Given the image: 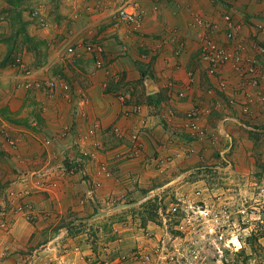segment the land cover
<instances>
[{
	"label": "crops",
	"instance_id": "crops-1",
	"mask_svg": "<svg viewBox=\"0 0 264 264\" xmlns=\"http://www.w3.org/2000/svg\"><path fill=\"white\" fill-rule=\"evenodd\" d=\"M62 1L65 7L70 2L83 15L71 21L72 14H68L55 26L41 28L29 15L40 0H20L17 6L11 5L12 0H0V209L7 207L5 214L0 213V264H97L100 260L116 264L117 255L111 258L114 252L147 249L140 225L143 215L128 214L129 220L123 221L118 207L141 203L154 188L167 187L166 192L176 195L197 187L219 192L233 185H248L263 170L264 114L244 115L239 104L228 106L224 95L208 91L217 82L206 75L199 62L200 35L190 25V9L219 23L218 38L224 40L222 14L233 6L244 23L241 33L246 43L264 44V32L256 29L264 22V2L116 0V6L136 3V8L144 11L142 25L136 29L119 21L108 8L113 0L103 2L107 8L92 16L84 12L88 3ZM46 2L49 7L51 0ZM15 8L22 13L23 34L49 44L60 32L74 34L66 45H74L76 52L70 63L61 65L64 70H59L71 85L70 93L60 89L50 97L44 90L39 93L40 88L26 90L22 70L8 64L13 52L32 58L34 50L22 40ZM89 36L98 38L96 42L105 49L103 67L89 65L92 56L83 48ZM178 48L182 52L176 56ZM144 54L148 56L144 58ZM36 71L40 80L42 70ZM189 71L195 72L191 84ZM223 74L231 83L226 95H231L238 77L230 67ZM189 84L186 97L180 98L178 90ZM260 89L264 91V81ZM120 93L128 94V104L140 105L141 112L134 114L131 105L124 106ZM194 105L202 110L201 122L217 137L215 142L193 138L184 126V115ZM95 125V135L86 137ZM114 126L123 129L124 139L113 133ZM135 127H141L142 134L139 156L115 159L110 150L127 151ZM82 146L100 149L97 158L86 165V173L95 175L102 161L112 173L100 178L103 185L94 201H83V193L77 194L81 172L69 176L60 168L68 164L67 156H79ZM223 152L233 161L232 170L219 161ZM61 158L67 162L62 164ZM69 162L73 164V160ZM50 167L52 174H44ZM121 189L124 199L116 203V190ZM91 203L110 208L91 211ZM21 204L33 210L32 219L26 211L18 210ZM77 204L81 205L76 208ZM147 225L157 242L162 228L153 221Z\"/></svg>",
	"mask_w": 264,
	"mask_h": 264
},
{
	"label": "built area",
	"instance_id": "built-area-1",
	"mask_svg": "<svg viewBox=\"0 0 264 264\" xmlns=\"http://www.w3.org/2000/svg\"><path fill=\"white\" fill-rule=\"evenodd\" d=\"M176 4H181L186 0H173ZM215 1V0H212ZM219 1V0H217ZM243 1V0H238ZM264 2V0H255ZM154 9H159V5H154ZM144 11L136 8V3H128L116 10V17L119 21L132 24L136 29L142 25V16ZM190 25L196 28L200 35V45L198 50L199 62L205 66V73L209 78H216V86L209 88L208 91H216L224 95L225 104L228 106H241V112L247 116H254L257 113L264 114V91L260 89L261 82L264 81V44L254 42L249 45L246 43L241 31L244 23L237 18L235 7L231 6L225 9L222 19L225 23L224 40L218 38L221 32L219 23L209 20L200 10L190 9ZM258 31L264 32V22L256 27ZM85 51L95 58L97 67L104 66V47L97 42H90L85 45ZM252 50V52H250ZM70 54H73L74 47L68 48ZM181 48L175 50V55L181 54ZM144 54V58L147 57ZM15 64L21 67L23 71L24 63L20 55L15 58ZM230 67L237 75L238 82L232 87V94L226 95L231 83L228 76L223 72L225 68ZM24 76H29L30 72L24 70ZM189 83L195 79V72H188ZM185 86L178 90L180 98L186 97L187 90L190 87ZM174 85L173 83L170 84ZM46 93L53 97L58 90L71 92V85L68 82L59 79H51L43 86ZM119 100L124 106L131 105V111L134 114L141 112L140 105L128 104L129 95L120 93ZM127 113V112H126ZM128 114V113H127ZM202 110L194 105L184 115V126L191 136L197 140L207 138L216 141L217 137L210 134L207 126L201 122ZM114 134L119 139H124L125 134L119 126L113 127ZM66 134L69 127L65 128ZM96 133V125L89 129L86 137H91ZM141 127H135L130 133L129 149L123 152L121 149L114 150L115 159L134 158L139 156L142 150ZM15 145V140H9ZM49 143V141H48ZM96 153L84 152L85 156L95 158ZM219 161L227 170H232L233 161L225 156L223 152ZM81 160L69 166L61 165L60 168L66 174H75L83 169ZM51 167L44 174H52ZM100 173L109 176L111 171L106 163L99 165ZM92 186H99V182L91 183ZM167 188V187H166ZM166 188H154L148 191L143 200L156 201L158 204L159 225L162 228V234L158 241H153L154 233L146 229L144 237L147 240V249H134L127 256L120 258L117 264H183L182 258L188 256L191 259L190 264H203L202 243L209 244L215 253L214 264H224L226 253L238 252L247 247L248 239L252 236L260 235L264 229V165L261 173L248 184H238L231 187L211 191L197 187L191 192L176 194L174 200L168 207L164 203V193ZM91 189V188H90ZM210 191V192H209ZM89 193H93L92 190ZM7 207L2 208V214H5ZM19 211H26L28 219L33 218V210L22 204L18 207ZM176 230L173 234L171 230ZM154 242V243H153ZM156 242V243H155ZM150 245L152 246L150 248ZM182 256V257H180ZM127 258V259H126ZM203 259V260H202ZM97 264H104L99 262ZM128 264V263H127ZM205 264V263H204Z\"/></svg>",
	"mask_w": 264,
	"mask_h": 264
},
{
	"label": "rangeland",
	"instance_id": "rangeland-1",
	"mask_svg": "<svg viewBox=\"0 0 264 264\" xmlns=\"http://www.w3.org/2000/svg\"><path fill=\"white\" fill-rule=\"evenodd\" d=\"M15 2H16V0H12L11 5L13 6L15 4ZM40 2L41 3H38V5L36 7L31 8L33 10L29 11V15L33 18V21H35L39 25V27H41V28L50 26L51 24L55 26L56 23H60L61 19L63 17H67L68 14H72V16H70V17H72L71 21H76V20H78V17L80 15H83V13L78 12L79 11L78 8L73 9V6H71L73 4H70V2L66 3V7L63 5L64 3L62 0H51V4L49 5V7H48L46 0H40ZM103 2L108 3V0H77L76 1V3H78V4L88 3V4H86L87 8L85 7V10H84L86 16H92V15H96V14L99 15V13L101 11H104V9L107 8V5H104ZM119 6L120 5L116 6V0H113L112 5L110 4L108 8H111L112 9L111 11H113L114 15H116V10L118 9L117 7H119ZM70 7H72L71 11L68 10ZM13 13H15L14 14L15 16L17 14H19L18 18H17V22L19 24L18 27H19V29H20V27L21 28L23 27V29H24L23 32L24 31L26 32L25 27L22 25L24 23V21L22 20V18H20V17H22L21 10L19 11V9L15 8ZM19 21H21V22L23 21V22L19 23ZM66 23H68V22L65 21L64 24H66ZM23 32L20 31V33H22L21 34L22 40H23V42H25L26 41L25 36H24L25 34H23ZM91 34H92V32L90 33V35ZM73 35H74L73 33L71 34L69 32H67V33L60 32L58 34V36L55 37V41L53 43H50V44L46 40L35 39L32 37L31 41H26V43L28 44V47L34 48V50L31 48L32 49L31 53L33 55L32 58L31 57L25 58V57H23V55L16 54L14 52H13L14 54L12 53L11 55L8 56V64H10V65L14 64L19 69H21L20 66L15 64L16 56L20 55V57L22 58V61L24 63V67H23L22 72H24V70H28L30 72L28 77L23 75V79L26 81V82L24 81L26 90H28V89L31 90L34 88L36 91H38L39 90L38 88H40L41 91H38L39 93H42L43 90L46 93V90L43 88V86L47 83V81H49L51 79H59V80H63L65 82H68L65 80V77L63 75H60L61 72L59 70L60 69L64 70L63 69L64 66H61V65H64L66 62L70 63V60L72 59V57H71L72 54H70V52L68 51V48L71 45L67 46L66 44H67V41L70 40L71 37H73ZM80 37L81 36H75L74 39L75 38L77 39ZM96 40H98V38H96V37L93 38V36H89L86 41H83V48H85V45L87 43L96 42ZM49 42H51V41H49ZM80 44L82 45V43H80ZM72 47H74V52H73V54H74L76 52V47L74 45H72ZM90 59L91 60L89 61V63H90L89 65L93 69H97L98 67L95 64V58L92 56ZM104 66H105V60H104ZM39 69L42 70V72L39 73L41 75L40 77L43 76L40 80H38L37 75H36L37 74L36 70H39ZM93 69H91L90 71L92 72ZM35 77L37 79H35ZM45 77H49V78L46 79ZM78 145L79 144H77V146ZM104 146H105V144H104ZM82 148H83V149H81L82 151L80 150L78 152L79 156H74L75 153L72 156H69V157L67 156L68 162L64 158L63 159L61 158V159L63 161L62 164H65L66 162L68 163L65 166L70 165V162H69L70 160L71 161L73 160L72 163H74L75 160L76 161H78V159L81 160V163H82L81 165H82L83 169L78 170L76 173H78V172L82 173V177L79 181L82 184L81 185L79 184V186H78L79 191H77V194L83 193L82 194L83 195L82 200L85 201L84 199H88L89 201H91L97 197L98 192H99L98 189L101 188V186L103 185V182L100 178L109 177V176H111L112 173L109 176H106V174L100 173L98 170L95 172V175H93V174L91 175L89 172L86 173L85 172L86 165L89 162H91V160L96 159L97 157L92 158L91 155L85 156L84 152L89 151L92 153H96L95 154V156H96L97 155L96 151H98L100 149L98 148V146L95 149L87 148V146H82ZM107 150H109V149H107ZM110 151H112V155H113V153H114L113 148ZM9 158L11 159L10 155H9ZM0 161H1V158H0ZM101 163H99V165ZM99 165H98V167H99ZM263 165H264V161H263ZM75 174H67V175L71 176V175H75ZM93 182H99L100 185L94 187L91 184ZM1 186H4V184H2ZM126 189H127L126 191H130L128 187ZM90 190H92L93 193L90 194L89 193ZM140 192H142V191H140ZM20 193H21V191H20ZM20 193H19V195H20ZM29 193H31V192H29ZM124 193H125V191L123 189L116 190V195H115L116 196V203L119 200L122 201V199H124V198H121L122 195H124ZM166 194H167V197L164 198V203L166 204V207H168L170 205V203L174 200L175 194H172V193L169 194V192H166ZM82 200H81V202H83ZM80 205L81 204H77L75 206H76V208H78ZM90 206L92 207L91 211H93V210H95V211L100 210L101 211L102 209L108 210L110 208V206H108V205H105V206L100 205V204L94 205L92 203ZM112 206H113V204H112ZM136 209H139V211H137ZM157 210H158V204L156 201H153V200L145 201L142 198V201L139 204L118 207L117 213H119V211L121 212L122 216L124 217L123 221H126V219H128V216L130 214H134L135 212H139L140 214H142L143 219L140 220V222H141L140 225L143 227V232H144L146 229H148L147 228L148 222L153 221V222H156L157 224H159ZM1 212H2V208L0 209V213ZM106 223H107V225H110V226L113 224V223H108V222H106ZM171 232L173 234H177L176 230H174V229H172ZM247 244L248 245H247V247H245L244 250L241 249L238 252H229L228 251L226 253V260H224L225 261L224 264H264V236L258 237L255 241L252 240V243H251V240L249 238ZM201 245H202V255H203L204 263L205 264H214L215 263V253H214V250L212 249V247L207 243H202ZM128 253H130V252H127V250H125L122 253L120 252V254H118L117 252H114L111 254V258L116 257V255H117V257H116L117 258L116 264H117L118 261L120 260V258H122L123 256H127ZM180 257H182V256H180ZM32 260H33V258H32ZM32 260H31V262H32ZM128 260L129 259H127L125 264L128 263ZM97 262L103 263V260H100ZM182 262H183V264H190L191 259L188 256H186V257L182 258ZM27 264H32V263L27 262Z\"/></svg>",
	"mask_w": 264,
	"mask_h": 264
},
{
	"label": "trees",
	"instance_id": "trees-1",
	"mask_svg": "<svg viewBox=\"0 0 264 264\" xmlns=\"http://www.w3.org/2000/svg\"><path fill=\"white\" fill-rule=\"evenodd\" d=\"M10 1H11V0H10ZM19 1H20V0H19ZM19 1L17 0V1L15 2V6L19 5ZM19 30H20V31H23L24 29H23V27H22V28L20 27ZM20 31H19V32H20ZM31 39H32V37L29 36V35H27V34L25 33V40H26V41H31ZM263 236H264V229H263V231H261L260 235L250 237L251 243H252V240L255 241L258 237H263ZM243 250H244V249H243Z\"/></svg>",
	"mask_w": 264,
	"mask_h": 264
}]
</instances>
